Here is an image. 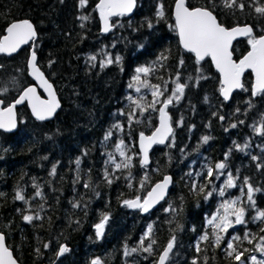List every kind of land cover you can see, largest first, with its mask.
<instances>
[{"label": "trees", "instance_id": "16d2710c", "mask_svg": "<svg viewBox=\"0 0 264 264\" xmlns=\"http://www.w3.org/2000/svg\"><path fill=\"white\" fill-rule=\"evenodd\" d=\"M176 1L137 0L134 15L113 20L115 26L104 36L96 13L99 0H87L83 7L80 0H0V38L16 21L34 25L38 67L61 103L60 112L49 123L34 121L22 107L17 132L0 133V233L19 264H92L97 259L101 264H156L173 236L176 242L167 264H239L253 252L258 239L264 240V223L253 220L257 209L264 210V135L260 132L264 93L252 95V78L247 74L243 91L229 104L221 100L220 80L211 63H197L179 47L172 19ZM239 2L243 10L226 8L223 0H186L189 9L210 10L227 29L251 26L253 36H264V14L255 11L264 7V0ZM161 5L163 18L157 15ZM248 41L235 44L236 61L249 51ZM28 55L29 50H23L14 58L0 57V87L17 83L15 91L0 96L5 106L31 84L26 74ZM107 56L121 59L103 65ZM138 67L152 68L149 75L141 74L147 90L158 85L162 93L173 95L177 83L185 85L183 95L178 101L173 99L168 110L174 134L166 146L151 152L148 168L140 164L136 141L139 135L155 130L158 107L150 106L152 96L147 90L133 99L127 97ZM117 124L120 129L114 127ZM109 131L112 135L105 140ZM205 136L209 137L206 143ZM121 141L132 166L116 170L108 153L122 162L116 152ZM77 159L81 161L79 180ZM220 162L226 164L225 173L238 177L237 187L226 194L242 201L247 224L229 230L217 247L208 220L220 210L222 198L213 192L206 200L203 193L191 191L188 173L195 176L206 172L205 166ZM53 166L54 176L50 174ZM106 170L114 174L111 184L104 179ZM164 176L172 177L173 186L156 211L143 217L125 207V200H144ZM198 180L208 191L213 185L218 190L226 175L219 179L214 175L212 184L204 176ZM245 180L259 189L253 194L254 207L247 201ZM17 193L25 200H18ZM170 204L173 211H166ZM105 214L110 219L101 238L95 225ZM28 215L34 217L30 223L24 219ZM150 224L156 241L151 254L140 249ZM204 233L209 234L208 241L200 240ZM235 235L241 237L234 242L242 253L239 261L226 251ZM149 243L144 241L145 246ZM62 246L69 251L57 260ZM133 248L138 250L132 252Z\"/></svg>", "mask_w": 264, "mask_h": 264}, {"label": "snow or ice", "instance_id": "6c2138e0", "mask_svg": "<svg viewBox=\"0 0 264 264\" xmlns=\"http://www.w3.org/2000/svg\"><path fill=\"white\" fill-rule=\"evenodd\" d=\"M81 6L83 7L87 0H80ZM224 7L233 8L237 7L240 10H243L244 4L239 2V0H223ZM136 6V0H99V4L97 8L99 10L100 18L103 21V31L109 32L115 26L110 22V18L113 16L122 17L124 15L130 14L132 10ZM255 11L260 14H264V7H256ZM157 15L160 18L164 17L163 5L160 6ZM82 20H87V16H82ZM175 28L178 30V34L181 39V43L183 47L191 53H194L197 61L203 60L205 57H211V59L215 62L217 69L223 75V86L220 91L225 100L229 99L231 92L237 88H243V84L241 83V77L246 69H251L256 76V84L254 86L253 95L264 93V36H260L256 38L252 35V28L249 26L244 27H235L232 29H227L218 23L216 17L210 10L207 9H193L190 10L186 6L185 0H177L175 6ZM151 27V23L148 24ZM83 27V25H81ZM8 35L4 37L3 41H0V53H7L11 55L16 52L22 44L27 43L29 40H32L36 36L35 29L33 25L28 21H24L22 23H13L7 29ZM237 36H247L249 37V44L251 45V51L244 57V59L240 60L238 63L232 59V52L230 48L232 46V41ZM114 46V45H113ZM162 58L166 59L162 54ZM90 60L95 61V56H90ZM120 57L117 56L115 58L111 56H107V58L103 61V65H110L112 63H119ZM36 53L33 51L30 60L31 66V75L35 77L37 80L41 82V85L45 87V89L49 92L51 99L44 101L40 100L38 96L35 94V89L32 87L27 88L23 91V94L15 101V104L23 103L24 100L29 99L33 101L32 110L36 115L37 119L45 120L51 117L56 109L59 107V103L55 98L54 92H52V85L48 83V81L44 78V74L40 71L36 64ZM183 63V61H181ZM152 71L150 67H138L136 69V73L138 75L135 76V81L138 85L143 84L147 86L145 81L141 80V75L144 76L149 75ZM179 79V77H177ZM152 96L157 98L153 100L150 105L155 110V104L160 96L163 93L160 91L158 85L152 86ZM185 85L181 83L176 84L175 92L173 96L168 98L165 102H163V107L159 110L160 112V128L151 136L145 137L141 134L140 137V147L143 152L142 157V165L147 166L149 163L148 159V151L153 144H164L168 136L172 133V128L169 124V117L165 109L168 108L170 104L173 103V99L176 101L183 95ZM7 91L5 88L3 92L0 94H4ZM136 91H140V87L136 88ZM131 99V97L129 98ZM133 103L138 107H142L138 101H133ZM0 104H3V101L0 100ZM15 104L9 106L6 111L0 112V117H6V119H0V128H4L6 130H11L16 127V121L13 109L15 108ZM123 114V113H122ZM129 118L131 119L133 113H128ZM223 119V117H221ZM242 123V122H241ZM114 127L117 129L121 128V125L117 124ZM232 127H236L235 124ZM260 132L264 135V125L261 126ZM112 135V132L109 131L105 135V140H108ZM204 142L206 143L209 140V137H203ZM174 142V138H173ZM240 147V146H237ZM247 147V145H244ZM241 150H243L241 148ZM116 152L119 153L120 157L123 158L122 162L117 163L114 159L112 153H108V159L114 165L116 170L121 169H129L132 166V157L127 155L125 151L124 142L121 141L119 145L116 146ZM81 161L77 159L75 164L77 166V180H79V165ZM206 172L196 173L194 176L193 173L189 172L188 176L191 179V191L203 193L204 198L207 200L211 198L213 192H217V194L221 197L226 195V191L229 188H235L236 179L238 177H233L231 172L225 173L226 164L224 162H220L215 164V166H205ZM51 175L56 174V167L53 166L51 170ZM130 175V174H129ZM216 176L219 179L220 176L226 175V182L224 186L220 189H216L213 185L211 191L207 190V185L199 182L198 177L204 176L209 184H212V177ZM114 174H110L107 170L104 174V179L111 184L113 182ZM118 179V177H115ZM147 179V177H145ZM171 182V177H165L162 183H158L152 188L151 191L148 192L147 198L141 201L140 197H137L134 200H125L123 203L125 206L129 208L139 209L142 212H148L152 207H154L157 203L164 199L167 194L168 186ZM247 185V201L250 206H255V200L253 199V194L259 189H254L251 184H248L247 180L244 181ZM131 186V185H129ZM85 188L89 187L88 183L84 184ZM141 187H143V182H141ZM243 191V189H242ZM40 193L38 192L37 195ZM16 198L18 200L24 201V195L17 193ZM74 207H79V203H74ZM222 213L218 211L216 215L212 216L208 220V224L212 226L213 233L215 234V244L218 247L221 241L224 239V236L221 233L227 234L229 229L235 227L236 225H246L247 221L245 220V207L242 206V201L237 199H229L221 204ZM166 211H173L172 205L170 204ZM256 216L253 217V220L261 221L264 223V210L257 209ZM39 218V217H36ZM234 218V219H233ZM24 219L29 223L34 219L33 216L28 215L25 216ZM110 217L108 215H103L101 221L95 225L97 236L103 237L104 229L109 221ZM264 231V228L261 229ZM153 227L152 225H148L147 230L144 236L140 240V249L144 252H148L151 254L153 252L152 245L156 243L155 239L152 237ZM248 238V234H245L244 239ZM149 240L150 243L145 246L144 241ZM201 241H208L209 234L204 233L200 237ZM241 241V237L238 235L232 236L229 239V242L226 245V251L229 256H233V258L237 261L241 259L242 253L237 250L234 245V242ZM176 238L173 236L168 242L166 248L159 256L157 264H167L170 254L175 246ZM251 242V241H249ZM47 247V246H46ZM137 248L131 249L132 252L137 251ZM196 250H200V244H196ZM230 250V251H228ZM69 249L67 246H62L59 249L58 255H63L68 252ZM261 253H264V240L261 241V246L259 248ZM127 253V246H126ZM253 264H264V260L257 261L256 257H251ZM0 264H16L15 260L12 259L11 252L4 245V236L0 235ZM92 264H101L100 260H94ZM193 264H196L193 261Z\"/></svg>", "mask_w": 264, "mask_h": 264}, {"label": "water", "instance_id": "95a60500", "mask_svg": "<svg viewBox=\"0 0 264 264\" xmlns=\"http://www.w3.org/2000/svg\"><path fill=\"white\" fill-rule=\"evenodd\" d=\"M185 2H186V0H185ZM176 3H177V1L175 2L174 7H173V10H172V19H173V21H174V25L176 24V21H175V6H176ZM98 4H99V2H98ZM98 4H97V5H98ZM186 6H187V3H186ZM136 8H137V0H136V6H135V8L132 10V12H131L130 14L124 15V16H122V17H124V18H131V17L134 15V13H135ZM196 9H197V8H196ZM190 10H193V9H190ZM96 13H97V18H98V21H99V24H100L101 33H102L104 36H108V35L110 34L111 31H109V32H104V31H103V27H104V25H103V21H102L101 18H100V14H99V10H98L97 6H96ZM117 18H121V17L113 16V17L110 18V22H112V20L117 19ZM24 21H27V20L16 21V22H14V23H22V22H24ZM217 21H218V20H217ZM28 22L31 23L30 21H28ZM218 23H219V22H218ZM12 24H13V23H12ZM31 24H32V23H31ZM32 25H33V24H32ZM10 26H11V24H10L8 27H10ZM8 27H7V29H8ZM236 27H244V26H236ZM249 27H251V26H249ZM33 28L35 29L34 25H33ZM232 28H235V27H232ZM232 28H230V29H232ZM251 28H252V27H251ZM7 29L5 30V35H4L2 38H0V41H3L4 37L8 35V33H7ZM230 29H229V30H230ZM175 30H176V33H177L178 44H179L180 49H181L184 53L192 55L197 63H203L204 61L208 60V61L211 63V65H212V67H213V70H214L215 73L218 75L219 80H220V86L222 87V86H223V75H222L221 72L217 69V67H216V65H215V62L211 59V57H205L203 60H201V61H197V58H196L195 54H194V53H191V52H188V51L183 47V45H182V43H181L180 36H179V34H178V30H177L176 28H175ZM252 30H253V29H252ZM35 32H36V36H35L32 40H29L27 43L22 44L16 52L12 53L11 55H9V54H7V53H0V57H4V58H12V57H15L16 55H18L23 49H25V48H27V47H30L29 56H28L27 64H26V70H27V76H28L29 80L33 83V85H31V86H29V87H32V88L35 89V94H36V96L39 97L40 100L47 101V100L51 99V97H50V95H49V92L45 89L44 86L41 85V82H40L39 80H37L35 77H33V76L31 75V71H32V69H31V66H30V60H31V55H32L33 51L35 52V44H36V42H37V40H38V34H37L36 29H35ZM252 35H253V31H252ZM247 39H249V37H247V36H237V37L232 41V46H231V48H230V51L232 52V59H233L235 62H237V63H238L240 60L244 59V57L247 56V54L251 51V45H250V47H249V51H248V52H247V53H246V54H245L240 60H238V61H236V60L234 59L233 48H234L235 44H237L238 42L245 41V40H247ZM36 57H37V55H36ZM36 64H37V67H38V59L36 60ZM38 68H39V67H38ZM39 69H40V68H39ZM40 71H41V70H40ZM41 72H42V71H41ZM42 73H43V72H42ZM248 73L251 75V78H252L251 90H252V94H253L254 86H255V84H256V76H255V73H254L251 69H246V70L244 71V73H243V75H242V77H241V83L243 84L244 77H245V75L248 74ZM44 78L48 81V79L46 78L45 75H44ZM48 83L51 84L49 81H48ZM51 85H52V84H51ZM29 87H27V88H29ZM27 88H26V89H27ZM243 88H244V85H243ZM243 88H237V89H234V90L231 92L229 99H227V100L224 99V97H223V95H222V93H221V91H220V94H219V95H220V98H221V100L224 101L226 104H229V103L232 101V98L234 97V95L237 94V93H240V92L243 90ZM26 89H24V90H26ZM24 90H23V91H24ZM23 91H22V92L20 93V95H19V96L13 101V102H11L8 106H4V103H3V104H0V112L6 111V109H7L9 106L15 104V101H16V100H17V99L23 94ZM52 92H54V94H55V98H56V100H57L58 103H59V107L56 109V111L54 112V114H53L51 117H49V118H47V119H45V120H39V119H37L36 115L33 113V110H32V104H33V101H31V100H29V99H26V100L23 101V103L15 104V108L13 109L14 116H15V121H16V127H15V128H12L11 130H6V129H4V128H0V133H3V134H14V133L17 132L18 127H19L18 110H19L20 108H22V107H26L27 110H28V112H29V114H30V116H31V118H32L34 121L38 122V123H49V122L53 121V120L55 119V117L58 115V113L60 112V110H61V103H60L59 97H58L57 92H56V90H55V88H54L53 85H52ZM40 94H41L42 96H41ZM257 95H259V94H256V95H253V96H257ZM169 106H170V105H169ZM169 106H168L167 109H165V111L167 112L168 117H169V124H170V126H171V128H172V133L168 136V138L166 139V141H165L164 144H153V145L151 146V148H150L149 151H148V159H149V163L147 164V166H143L142 163H141V161H142V157H143V152H142L141 147H140V137H141V135H139V136L137 137L136 144H137V150H138V153H139L140 164H141L143 167H145V168H148V167H150V165H151V160H150V154H151V152H152L156 147H164V146H166L167 143L170 141V139L172 138V136H173V134H174V129H173V126H172L171 117H170V115H169V111H168V110H169ZM162 107H163V104H162V105L159 107V109H158V113H157V114H158V116H157V126H156L155 130H154L150 135H144V134H143L145 137H151V136L157 131V129L160 128V112H159V110H160ZM0 119H6V117H0ZM165 177H171V176H164V177H163L159 182H157L156 184H158V183H162V182L164 181ZM156 184H155V185H156ZM155 185H153L152 188H154ZM172 186H173V179H172V177H171V182H170V184H169V186H168L167 194L165 195L164 199L161 200L159 203H157L154 207H152L148 212H142V211L139 210V209L129 208V207H127V206H125V207H126L127 209L131 210V211H139L143 217H146V216L150 215L151 213H153L154 211H156V210L158 209V207L166 201V199H167L169 193L171 192ZM152 188L150 189V191L152 190ZM146 198H147V195H146L145 199H146ZM142 201H143V200H142ZM0 235H3V234L0 233ZM3 236H4V235H3ZM4 245H5V247H7V244H6V238H5V237H4ZM7 249L11 252V254H12V259L15 260L16 264H19V263L17 262V260L15 259V257H14V255H13L12 251H11L8 247H7ZM173 250H174V248H173ZM173 250H172V253H173ZM163 251H164V250H163ZM163 251H162V252H163ZM162 252L160 253V255L162 254ZM172 253L170 254V257H171V255H172ZM64 254H65V253H64ZM64 254H63V255H57V260L62 259V257L64 256ZM160 255H159V256H160ZM158 258H159V257H158ZM169 259H170V258H169ZM157 261H158V259H157ZM168 261H169V260H168ZM167 263H168V262H167ZM156 264H157V262H156Z\"/></svg>", "mask_w": 264, "mask_h": 264}, {"label": "rangeland", "instance_id": "374dc122", "mask_svg": "<svg viewBox=\"0 0 264 264\" xmlns=\"http://www.w3.org/2000/svg\"><path fill=\"white\" fill-rule=\"evenodd\" d=\"M137 75H138V74H137ZM140 75H141V74H140ZM141 80L146 82V80H145L144 78H141ZM146 84H147V82H146ZM16 85H17L16 81H13L12 84H8V85L5 87V88L7 89V91H6L4 94H0V96L5 97V96H7L8 93H12V91H15V89H16ZM137 87H140V91H139V92L136 91V88H137ZM5 88H4V89H5ZM4 89L0 87V92H3ZM145 90H147V86H145V85H143V84L138 85V84L136 83L135 79H133L131 85L129 86L127 97H128V98L131 97V99H133V98H135V97H138V96L142 95L143 92H144ZM147 93H148V95L152 96V94H151L152 91H151V90L148 89V90H147ZM148 95H147V96H148ZM172 96H173V95H166L165 93H163V95L159 97V99L157 100V102H156V104H155V108L158 107L157 110H156V112H158V109H159V107L163 104V102H165L168 98H170V97H172ZM156 99H157V98H155V97L152 96L151 101L153 102V100H156ZM164 99H165V100H164ZM9 103H10V102H9ZM170 105H171V104H170ZM152 109H153V107H152ZM224 183H225V182H224ZM231 191H232V188H229V189H227L226 192L230 194ZM221 198H222V203H224L225 201H227V200H229V199H233V198H227V194H226L224 197H221ZM234 199H235V198H234ZM222 203H221V204H222ZM219 211L222 213L223 210H222L221 207H220V210H219ZM233 219H234V218H233ZM238 226H239V225H236L235 227H232V228H230L229 230H230V231L236 230V228H237ZM221 235L225 237L226 234L221 233ZM261 241H262V240H259V239H258V241H257V243L255 244V246H253V247H254L253 252L247 257L246 260H244V261H240L239 264H253V261H252V259H251V257H253V256L256 257V260H257V261L264 260V253H261V252L259 251V248H260V246H261Z\"/></svg>", "mask_w": 264, "mask_h": 264}, {"label": "flooded vegetation", "instance_id": "af4514ba", "mask_svg": "<svg viewBox=\"0 0 264 264\" xmlns=\"http://www.w3.org/2000/svg\"><path fill=\"white\" fill-rule=\"evenodd\" d=\"M36 43H37V42H36ZM35 47H36V44H35ZM23 50H29V51H30V47H27V48H25V49H23ZM23 50H22V51H23ZM20 53H21V52H20ZM20 53H19V54H20ZM19 54H18V55H19ZM18 55H16V56H18ZM16 56H15V57H16ZM28 56H29V55H28ZM2 58H4V57H2ZM12 58H14V57H12ZM26 64H27V63H26ZM26 74H27V70H26ZM27 77H28V76H27ZM28 79H29V78H28ZM30 82H31V81H30ZM31 85H33L32 82H31V84H30L29 86H31ZM29 86H27V87H29ZM27 87H26V88H27ZM26 88H24V89H26ZM24 89H23V90H24ZM243 89H244V88H243ZM23 90H22V91H23ZM22 91H21V92H22ZM242 91H243V90H242ZM242 91H241V92H242ZM21 92H20V93H21ZM241 92H240V93H241ZM251 92H252V90H251ZM237 94H238V93H237ZM19 95H20V94H19ZM19 95H18V96H19ZM40 95H41V94H40ZM252 95H253V94H252ZM18 96H17V97H18ZM41 96H42V95H41ZM12 102H13V101H12Z\"/></svg>", "mask_w": 264, "mask_h": 264}]
</instances>
